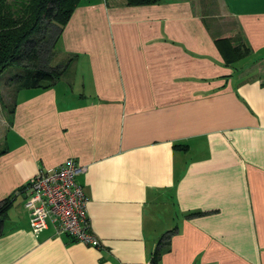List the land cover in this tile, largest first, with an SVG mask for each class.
Instances as JSON below:
<instances>
[{
  "label": "crops",
  "instance_id": "obj_1",
  "mask_svg": "<svg viewBox=\"0 0 264 264\" xmlns=\"http://www.w3.org/2000/svg\"><path fill=\"white\" fill-rule=\"evenodd\" d=\"M208 3L84 1L55 46L71 82L12 87L0 264H153L168 231L157 264H264V0ZM221 39L249 55L226 65ZM68 158L99 248L29 227L21 189Z\"/></svg>",
  "mask_w": 264,
  "mask_h": 264
},
{
  "label": "trees",
  "instance_id": "obj_2",
  "mask_svg": "<svg viewBox=\"0 0 264 264\" xmlns=\"http://www.w3.org/2000/svg\"><path fill=\"white\" fill-rule=\"evenodd\" d=\"M84 1L90 0H0V74L11 66H22L24 75L19 89L47 88L58 81L71 59L55 66L49 62L64 26ZM162 1L165 0H126V4L140 6ZM216 43L226 65H233L250 53L241 43L234 47L229 39ZM12 200L8 198L0 203V234ZM172 232L160 238L153 252V264H157L163 251H167Z\"/></svg>",
  "mask_w": 264,
  "mask_h": 264
},
{
  "label": "built area",
  "instance_id": "obj_3",
  "mask_svg": "<svg viewBox=\"0 0 264 264\" xmlns=\"http://www.w3.org/2000/svg\"><path fill=\"white\" fill-rule=\"evenodd\" d=\"M84 167L68 158L54 169L39 170L24 186L29 227L36 235L50 221L57 235H66L92 248L100 242L93 234L87 213L88 197L77 181Z\"/></svg>",
  "mask_w": 264,
  "mask_h": 264
},
{
  "label": "rangeland",
  "instance_id": "obj_4",
  "mask_svg": "<svg viewBox=\"0 0 264 264\" xmlns=\"http://www.w3.org/2000/svg\"><path fill=\"white\" fill-rule=\"evenodd\" d=\"M205 1L209 2L208 3L209 5L211 3L213 5V0H205ZM206 23L207 26L210 25V27H213V23L211 22V19H207ZM66 60L67 59L59 55V52L54 50L49 65L55 66L58 64H64ZM245 62H242L241 64ZM73 69L74 67L72 66L68 68V70L63 75L62 79L59 81L58 86L65 87L67 86L68 83L71 82V79H73L75 72ZM23 75H24V68L22 66H17V65L6 68L0 74V123L3 124L1 130L3 129L4 121L7 119L6 117L8 116L7 110H9L12 107L14 100H17L20 96V93L17 94L16 91L12 90L13 89L12 87H18L20 86V84H22L23 79H21V77H23ZM16 76H19V78H16ZM9 86L10 89L7 92V87Z\"/></svg>",
  "mask_w": 264,
  "mask_h": 264
},
{
  "label": "water",
  "instance_id": "obj_5",
  "mask_svg": "<svg viewBox=\"0 0 264 264\" xmlns=\"http://www.w3.org/2000/svg\"><path fill=\"white\" fill-rule=\"evenodd\" d=\"M151 263H153V259H151Z\"/></svg>",
  "mask_w": 264,
  "mask_h": 264
}]
</instances>
